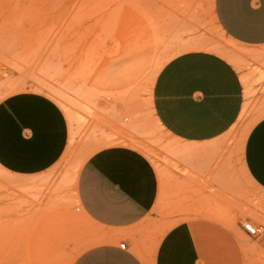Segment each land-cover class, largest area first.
<instances>
[{"label": "rangeland", "instance_id": "rangeland-1", "mask_svg": "<svg viewBox=\"0 0 264 264\" xmlns=\"http://www.w3.org/2000/svg\"><path fill=\"white\" fill-rule=\"evenodd\" d=\"M199 49L226 58L246 84L238 121L191 175L173 157L182 144L152 116L151 92L169 60ZM24 91L59 105L70 139L44 174L18 177L0 167V264H73L100 242L74 185L86 158L116 141H132L163 171L154 239L182 221H210L223 230L214 264H264V230L251 237L242 228L264 227V193L242 164L243 142L264 118V47L222 36L213 0H0V101Z\"/></svg>", "mask_w": 264, "mask_h": 264}, {"label": "crops", "instance_id": "crops-1", "mask_svg": "<svg viewBox=\"0 0 264 264\" xmlns=\"http://www.w3.org/2000/svg\"><path fill=\"white\" fill-rule=\"evenodd\" d=\"M213 17L219 33L232 43L264 47V0H213ZM242 82L246 84L230 61L202 49L178 54L157 75L152 116L169 138L182 144L173 157L188 165L191 175L198 173V159L211 155L204 152L208 146L238 121L244 104ZM69 121L44 94L24 91L6 97L0 101V167L18 177L46 173L66 152ZM242 164L264 193V118L243 142ZM160 171L140 151L109 142L86 158L75 196L99 230L100 242L81 252L73 264H214L213 257L223 255L216 242L223 230L210 221H182L155 239L149 233L165 185Z\"/></svg>", "mask_w": 264, "mask_h": 264}, {"label": "built area", "instance_id": "built-area-1", "mask_svg": "<svg viewBox=\"0 0 264 264\" xmlns=\"http://www.w3.org/2000/svg\"><path fill=\"white\" fill-rule=\"evenodd\" d=\"M242 228H243L244 232L248 236H251V237L259 236L264 230V227L262 225H254V224H252L250 222L243 223ZM119 247H120V249H124L125 248V244L121 243L119 245Z\"/></svg>", "mask_w": 264, "mask_h": 264}, {"label": "bare ground", "instance_id": "bare-ground-1", "mask_svg": "<svg viewBox=\"0 0 264 264\" xmlns=\"http://www.w3.org/2000/svg\"><path fill=\"white\" fill-rule=\"evenodd\" d=\"M113 144H122V145H127V146H132V145H134V143L131 141L130 143H128V142H126V141H116V142H114ZM136 145V144H135ZM161 181L162 182H164V178L163 177H161ZM162 187V186H161ZM162 194H163V192H161V195L159 196V198L161 199V197H162ZM161 202V201H160ZM163 202V201H162ZM184 205V204H183ZM182 208V207H181ZM186 209H183L182 211H185ZM199 210V209H198ZM177 211H179V213L181 212L180 210H177ZM214 211V210H213ZM197 212V211H196ZM191 213V212H190ZM192 214V213H191ZM214 214H215V212H214ZM193 215V214H192ZM195 215V214H194ZM213 215V214H212ZM220 215H222L221 213H220ZM206 216H208V214L206 215ZM210 218V217H209ZM225 218V217H224ZM224 221V220H223Z\"/></svg>", "mask_w": 264, "mask_h": 264}]
</instances>
